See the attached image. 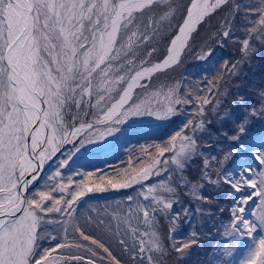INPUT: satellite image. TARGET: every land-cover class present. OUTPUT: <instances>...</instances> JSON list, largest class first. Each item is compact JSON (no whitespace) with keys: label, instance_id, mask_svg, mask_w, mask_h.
Masks as SVG:
<instances>
[{"label":"snow or ice","instance_id":"1","mask_svg":"<svg viewBox=\"0 0 264 264\" xmlns=\"http://www.w3.org/2000/svg\"><path fill=\"white\" fill-rule=\"evenodd\" d=\"M229 2L0 0V264H125L97 232L102 227L128 255V264H168L173 253L182 259L200 237L195 231L177 235L182 214L172 210L180 189L186 188L200 202L196 211L205 214L202 205L214 203L202 192L205 182L230 190V218L223 231L227 243L215 264H233L226 258L246 239L235 264H264V136L240 142L248 134L249 118L264 116V90L259 92L261 107L249 109L229 137L238 142L235 148L220 160L199 151V137L211 135L206 106L217 110L225 73L238 75L258 50L255 44L264 45V0H231L230 12L220 22L216 35L229 38L236 14L243 16L244 38H236L240 61L231 66L225 61L224 71L203 82L153 84L157 74L179 66L200 27ZM178 12L180 22L164 50L153 46L141 56V49L161 37L165 22L171 24ZM213 51L202 47L197 59L208 60ZM238 100L245 103L242 96ZM189 108L177 131L140 145L139 155L133 150L114 174L96 169L64 175L77 153L120 133L134 118L169 122ZM67 145L72 148L63 153L66 158L47 174ZM242 151L247 158L236 170L227 168ZM197 157L203 169L193 181L185 173ZM126 189L135 195L117 201L111 212L102 210L108 224L97 209H92L95 220L88 215L81 223L75 215L89 193ZM206 214L212 215L210 210ZM189 215L185 207L183 216ZM160 217H170L167 236L160 231Z\"/></svg>","mask_w":264,"mask_h":264},{"label":"rangeland","instance_id":"2","mask_svg":"<svg viewBox=\"0 0 264 264\" xmlns=\"http://www.w3.org/2000/svg\"><path fill=\"white\" fill-rule=\"evenodd\" d=\"M180 2H183V0H177ZM239 1V0H238ZM246 2H248V0H245ZM185 2V0H184ZM232 7V3L231 0L229 2L228 5L223 6L221 9H219L218 11L221 12L219 14V12L216 14L218 16H216L215 18L213 17L211 19L210 22H208V28L203 27V25L200 27L199 32L195 35L194 40L192 41L189 49L186 51V53L183 55L181 63L179 64V66L173 67L172 69H169L166 73H160L157 74L154 79H153V84L157 85L159 83H174L175 81L178 80V76L180 73V70L182 67L185 66H189L193 65L196 67V70H199L202 74L203 72H205L206 67V73H207V77L210 76H214L215 74L217 75L218 73L224 71L223 65L225 63V61L228 63L229 66H231V64L236 63L237 61H240L242 58H239L236 60V55L237 53L240 51L241 52V45L240 43L236 42V38L238 37H243V32L241 31V25L243 24L244 19H241L240 22H236L235 25H233V29L232 32L235 31L236 33L233 35L231 34L229 38H223L222 36L216 35V33L218 31H221V21L225 19L226 16H228L230 9ZM155 11L157 12V15H159V13L162 11V9H160L159 7H157L155 9ZM213 16V15H212ZM211 16V17H212ZM215 21L217 23H215ZM178 22H180V13L178 12L176 14V18L171 22V24H168L167 22H165L164 27L162 29V36L161 37H157L153 42L149 43L148 45H145L144 48L141 49V55H146L147 50L153 46H157L158 47V51L162 52L164 50V48L166 47L167 44V37L171 36L173 34V29L172 28L174 25H176ZM219 36L221 37V41L227 39L228 41H226L223 45L218 47L216 45L211 44V40L213 39V37ZM229 39H231V41H229ZM243 38H241L242 40ZM237 43V44H236ZM236 46L235 51L233 52H229L230 47L229 46ZM256 48L258 49L256 51V53L251 57L250 60H248L247 62L243 63L241 70L239 71V74L236 76H229L225 73L224 76V81L221 82L220 84V88H219V99H220V104L217 108V110L215 112L212 111V107L213 105L210 104L208 106H206V115L204 117L205 121H210L211 123H209L207 125V132L211 133V135L208 134H204L202 136L199 137V143L201 144V148H200V152L203 153V155H207V153H209L210 151H213V149H215V145H219L218 148H222L220 146L223 145V148H225L226 150H229L230 147H227L225 145V140L227 142H231V140L229 138H223L226 135H222L224 133H228V130L226 128H229V130L232 132L234 130V122L235 120H237L238 117L237 114L233 111L234 108H239L242 111V116L244 117L245 115H247L248 113V109L247 106L252 105L253 102H249V98L248 96H246V94L249 92L247 89H237L236 88V84L238 82V80H246L249 76H251L252 73H250V65L252 64H256L259 67V56L260 55H264V45H261L259 43L255 44ZM203 47V50L206 51L207 48H212L213 51V55L215 56V61L217 64V70H213L211 68H209V64L207 62V60H199L197 59L198 54L201 52V49ZM242 53V52H241ZM153 57H155L154 59H157V56L154 55ZM152 59V60H154ZM206 63H205V62ZM208 64V65H207ZM207 65V66H206ZM190 67L189 68V74L193 75L195 69L194 67ZM201 74V75H202ZM200 75V77H201ZM226 81V82H225ZM159 82V83H157ZM241 91L242 93L245 94L246 96V100L245 103L243 105H241L239 103V96L237 95V93ZM251 98L257 102V109H259L261 107L259 101H260V97H259V91H254L251 92ZM213 100H215V98H213ZM238 101V103H237ZM235 103H237V105H235ZM225 112L228 113H232L233 115L231 116L230 119L228 118H224L222 119V117L225 116ZM188 112V110L184 111V115L178 116L176 118H174V126L176 127L177 125L180 124V121H182V119H187L188 116L186 115ZM233 118V119H232ZM236 118V119H235ZM253 117H250L249 119H251ZM137 119H142V120H147V119H153L152 117H140ZM186 119L184 122H186ZM238 123V121H237ZM181 127V125H180ZM179 129V128H178ZM113 136L111 137H107L105 141L100 142V144L98 145H88L86 146L87 150L93 149L97 146L102 147L105 144H109V142L112 140ZM234 142V141H232ZM235 144V142H234ZM72 148V145H69V148H67V150L64 152H68L70 149ZM217 148V149H218ZM82 152H86L85 149L81 150ZM78 155V153H77ZM76 155V156H77ZM64 156V155H63ZM74 156V157H76ZM223 158V156L221 157ZM198 159H202L201 157H197L194 158L193 160L196 162L198 161ZM218 167V165H217ZM155 182V181H153ZM206 188H209V190L211 191V189H214L215 186L212 185H208L205 184ZM183 191L184 194L187 193V189L182 188L180 189ZM212 193V191H211ZM187 195V194H186ZM186 202L189 203V205H191L194 209V216L191 215V219H189L192 223V231H195L198 233L199 237H200V243L198 246L194 247L192 249V251L190 252V254H188L186 257L182 258V259H177L175 254L173 253V255L167 257V262L168 264H197L202 258L203 256L206 254V252H209V248H208V244L207 242H209L207 239L208 237H210V235L212 234V230H214L215 225H213V219L215 217V215L217 214V207H211L208 204H204L202 205V207L205 210V214H201L198 213L196 211L197 206L199 205L200 202L194 200L190 195H187V199ZM113 209V207H112ZM112 209H108L109 212L112 211ZM211 211L212 215L209 216L206 213L208 211ZM103 214V213H100ZM84 217V216H83ZM95 217H93L94 219ZM163 220V219H162ZM168 225V218L166 220L160 221V231L164 236H167V228L166 226ZM103 228V227H102ZM181 229L185 228V223H183V226H180ZM237 250L238 252V258L237 260L235 259L236 254H237ZM209 255V253H208ZM230 258H234L235 262L238 261L241 256H240V249L237 246L236 251L234 252L233 256ZM207 264V262H206Z\"/></svg>","mask_w":264,"mask_h":264},{"label":"trees","instance_id":"3","mask_svg":"<svg viewBox=\"0 0 264 264\" xmlns=\"http://www.w3.org/2000/svg\"><path fill=\"white\" fill-rule=\"evenodd\" d=\"M179 3H184L177 1ZM237 2L240 3H247L245 0H237ZM219 11H217L208 21L205 25V27L208 28V22L211 21V19L216 16H218L221 12H219L218 15H216ZM241 19H244L243 16L240 13L236 14V18L233 21V25L236 24V22H240ZM215 23H217L215 21ZM203 25V27H204ZM175 25L172 27L174 28ZM234 28V27H233ZM233 33L235 34L236 32L233 31L231 34L233 35ZM221 37L219 36H214L213 39L211 40V44L216 45L220 47L223 43L228 41L227 39L221 41L220 39ZM239 39L244 38V36L242 37H238ZM229 41H231V39H229ZM238 43V42H237ZM236 43V44H237ZM157 47V46H156ZM231 50H229V52H234L236 49V46H229ZM158 48V47H157ZM143 56V55H141ZM241 52L239 51L237 53V55L235 56L236 58L241 57ZM155 57H152L151 59H154ZM188 68L185 69L182 67L178 76V80H183L185 83L187 84H193V82H195L197 80L196 77H198L199 75H201L202 73L199 70H196V67L193 65L188 64ZM194 67L195 69V73L193 75L189 74V68L190 67ZM217 70V68L215 69ZM205 75H201V81L203 82L205 80ZM208 79V78H207ZM159 83V82H157ZM203 86V85H202ZM236 88L237 89H247V90H252L253 89V84L248 83L247 80H238L237 84H236ZM242 92L239 91L237 93L238 96H240ZM248 97H250L249 95H247ZM245 97V96H242ZM250 100V99H249ZM235 105H237V103H235ZM188 112H190V108L187 109ZM241 112V110L239 111ZM228 117H231L233 114L232 113H228ZM188 116V113L186 114ZM186 119V118H185ZM185 119H182V121H180V124L177 125L176 127L174 126V119H172L169 122H147V123H135V122H129L126 125L121 126V132L118 133V135L116 136L114 142L109 146L106 147L100 151H92V152H84L81 155H78L76 157H73V159L69 162V166L66 167L65 169H63L62 171L64 172V175H71V174H75V173H81V172H95L96 169H101L102 173H107L109 175L114 174V170L118 167L121 166H126V161L128 159L129 154H133V150H135L134 155H139V147L140 145H146L148 143H151L153 141H157L159 142L162 139H166L169 135L173 134L175 131L178 130V128L180 127V125L182 126V124L184 123ZM264 124V121L263 123ZM228 130V133H224L222 135H226L223 138H229L230 136H232L229 133V128H226ZM236 144H238L237 141H235ZM225 145L227 147H230L229 150H231L232 148H235V144L234 142H227L225 140ZM219 145H215V149H213V151H210L209 153H207V155L209 157L211 156H216L217 160L222 159L221 157L224 156V154L229 151L226 150L225 148H223V145L220 146L222 147L221 149L218 148ZM67 148H69L68 146H65V149L63 150L62 153L58 154V156L56 158H54V161L51 162L50 167L47 168V174H50L52 171L55 170V163L57 160L59 159H63L66 158L65 156H63L64 152L67 150ZM218 148V149H217ZM206 156V155H205ZM237 159V157L233 160H230L229 162H227L226 165L233 163L235 160ZM202 169H203V160L202 159H198V161H192L186 171V176L193 181H196L199 179V177L201 176L202 173ZM99 175V174H98ZM98 175L92 177V180H97L98 179ZM74 179H83L82 176L80 175H74ZM205 184H207L205 182ZM210 185V184H208ZM186 189V188H185ZM113 191V190H110ZM108 191V192H110ZM117 191V190H115ZM133 189H126V190H120L119 194L124 195L125 193L128 192H133ZM212 191V193H211ZM211 191L209 190V188L204 187L202 189V192L205 195L210 196V198L214 201L213 204H211V207H217V213H221L219 211L220 208H224V211L221 213L224 216L223 219L228 221V215H229V207L230 204H228V200H227V194H222L221 190L218 187H215L214 189H211ZM187 194V193H186ZM183 193V191L181 190L180 194H179V203H177L176 205H174V208L176 210V212H181L182 214V218L180 221H188L190 224L191 221L189 219H191V215L194 216V209L191 205H189V203L186 202L187 199V195ZM117 196L114 193H89L86 197L83 198V200L80 202L78 208H77V212L75 213V215L80 219L81 223H83L84 217L91 215L94 218V220L97 218V212L92 211V209H97L98 212L103 213L102 210L104 208H108V209H112L115 208L116 205V201H117ZM110 204V205H109ZM94 205V206H93ZM109 205V206H108ZM108 206V207H107ZM187 207L190 209V215L189 216H183V209ZM111 212V211H110ZM102 218L105 219V224L109 223V219L107 217H104L103 214H100ZM84 216V217H83ZM166 220V218L164 217H160V221ZM170 219V217L168 218ZM111 226L114 229L115 228V221L111 222ZM97 232L99 233V235L106 239V241L108 243L111 244L112 249L114 251V254H116L118 256V258H122L125 261V264H128V255L125 254L122 249L120 248V246L116 243V238L113 237L111 239H109L107 236H105L103 228H101L100 230H97ZM96 234V233H93Z\"/></svg>","mask_w":264,"mask_h":264}]
</instances>
